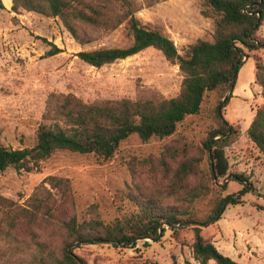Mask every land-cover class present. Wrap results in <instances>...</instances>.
Listing matches in <instances>:
<instances>
[{
    "label": "rangeland",
    "instance_id": "374dc122",
    "mask_svg": "<svg viewBox=\"0 0 264 264\" xmlns=\"http://www.w3.org/2000/svg\"><path fill=\"white\" fill-rule=\"evenodd\" d=\"M0 2L3 5L0 7V143L4 146L22 148L35 143L36 130L44 122L45 102L52 92L72 93L91 102L145 98L151 93L168 98L180 90L183 76L178 65L170 63L153 47L101 67L77 56L81 50L129 44L131 37L124 22L114 28L80 25L78 34L87 40L80 43L58 17L25 10L14 12L5 6L6 0ZM133 2L134 15L140 23L160 28L174 41L179 53L199 38L212 39L217 16L206 0ZM110 4L106 11L111 16L122 11L118 5ZM256 36L264 42V19ZM54 48L60 51L50 54ZM245 52L254 62L256 57L264 62V48ZM251 71L253 75L254 69ZM250 89L248 97L232 93L222 110L224 119L237 130L224 147L228 172L244 175L248 190L240 203L224 205L220 219L202 226L200 234L237 262L264 264V155L247 135L264 96L256 80ZM229 92L207 91L199 111L178 123L171 136L143 141L131 134L104 162L97 161L93 154L56 151L29 172L8 167L0 171V195L22 204L44 178L54 175L70 180L75 199L73 210L79 221L98 220L107 225L125 218L136 210L130 196L139 191L160 193L163 195L160 203L177 206L184 211L183 217L190 215L189 212L205 217L214 202L227 194L238 193L243 185L231 176L221 177L217 183L208 179L209 162L205 157L200 167L208 190L205 188L206 194L188 204L182 196L167 195L161 174L152 165L157 164L164 145L172 140L183 139L191 147H201L209 129L216 126L213 108ZM196 177L188 179L187 188L200 185L201 176ZM163 225L165 232L157 240L137 239L134 245L127 246L103 242L76 247L73 244V252L85 264H200L191 248L194 234L191 227L174 234L169 226ZM3 230L0 218V264H34L32 254L19 251ZM51 246L58 252L59 240H52ZM206 264L216 263L209 260Z\"/></svg>",
    "mask_w": 264,
    "mask_h": 264
},
{
    "label": "trees",
    "instance_id": "16d2710c",
    "mask_svg": "<svg viewBox=\"0 0 264 264\" xmlns=\"http://www.w3.org/2000/svg\"><path fill=\"white\" fill-rule=\"evenodd\" d=\"M11 10H25L45 16L58 17L70 34L80 43L87 42L78 34L80 25L110 26L126 24L131 37L125 46L98 47L76 54L95 67L124 59L153 47L166 60L177 64L183 76L179 92L172 97L151 93L145 98L96 99L86 102L72 93L52 92L47 96L41 123L35 134V143L29 147L12 148L0 143V171L8 167L16 170L37 169L41 161L56 151L93 154L97 161L109 160L120 142L131 134L146 141L151 137L171 136L178 123L188 115L196 114L204 94L215 89L231 93L219 100L213 108L216 126L207 132L201 147H191L183 139L164 145L154 171L161 174L167 195L182 196L188 204L206 194L208 187L200 167L206 157L209 162L208 179L214 183L231 176L242 184L238 193L218 199L205 217L194 213L183 217L175 205H162L160 193L131 195L136 210L125 218L104 225L98 220L79 221L74 212L75 199L70 180L50 175L38 185L22 204L0 195V218L4 235L14 240L18 250L32 254L34 264H85L73 252L72 245L84 243H111L113 246L134 245L137 239L157 240L166 224L174 233L187 227L208 226L220 219L226 204H238L248 190L246 177L230 174L224 147L236 133V127L224 119L223 108L229 103L237 75L249 55L245 50L264 48L256 31L264 19V0H206L216 14L212 39L199 38L179 53L174 41L160 28L140 23L134 15L133 0H103L89 3L85 0H11ZM117 6L121 12L111 16L107 7ZM0 7L3 5L0 2ZM54 48L50 54L59 52ZM255 80L263 88L264 62L255 58ZM249 139L264 155V103L259 106L247 128ZM194 153V154H193ZM201 176V183L187 188L190 177ZM197 178V177H196ZM223 189L225 185L221 186ZM207 188V190L205 189ZM250 190V189H249ZM44 239L41 238V235ZM24 237L21 240L19 237ZM59 240L57 252L51 246ZM68 246L70 248L66 249ZM193 256L200 264L214 260L216 264H243L220 252L211 239L193 234ZM31 261V262H32Z\"/></svg>",
    "mask_w": 264,
    "mask_h": 264
},
{
    "label": "crops",
    "instance_id": "0c3cea01",
    "mask_svg": "<svg viewBox=\"0 0 264 264\" xmlns=\"http://www.w3.org/2000/svg\"><path fill=\"white\" fill-rule=\"evenodd\" d=\"M11 4H12L11 0H6L5 2L6 7L11 8ZM252 68L255 71V62L251 60V58H247L246 62L242 65V67L238 72L237 80L232 91L233 94L244 95L247 97L249 96V92H251L250 87L255 82V74L252 75V71L251 73L249 72ZM216 247L220 251L219 247L218 246Z\"/></svg>",
    "mask_w": 264,
    "mask_h": 264
},
{
    "label": "water",
    "instance_id": "95a60500",
    "mask_svg": "<svg viewBox=\"0 0 264 264\" xmlns=\"http://www.w3.org/2000/svg\"><path fill=\"white\" fill-rule=\"evenodd\" d=\"M245 59H247V58L245 57ZM230 93H231V91H230L227 95H229ZM227 95H225V96H227ZM225 96H224V97H225ZM223 99H224V98H223ZM191 229L193 230V232H194L195 234L199 235L200 232H201V230H202V226H193V227H191ZM161 231H162V227L159 228V236H158V238L161 237Z\"/></svg>",
    "mask_w": 264,
    "mask_h": 264
},
{
    "label": "built area",
    "instance_id": "2783aa9c",
    "mask_svg": "<svg viewBox=\"0 0 264 264\" xmlns=\"http://www.w3.org/2000/svg\"><path fill=\"white\" fill-rule=\"evenodd\" d=\"M241 235V234H240Z\"/></svg>",
    "mask_w": 264,
    "mask_h": 264
}]
</instances>
